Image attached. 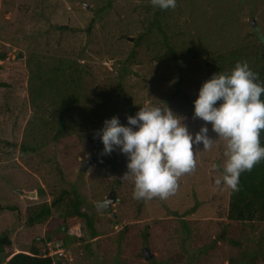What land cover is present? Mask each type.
Returning a JSON list of instances; mask_svg holds the SVG:
<instances>
[{"label": "rangeland", "instance_id": "1", "mask_svg": "<svg viewBox=\"0 0 264 264\" xmlns=\"http://www.w3.org/2000/svg\"><path fill=\"white\" fill-rule=\"evenodd\" d=\"M0 55V235L10 241L0 253L6 263L37 249L60 264H264V223L227 219L229 188L215 183L221 169L211 167L222 165L226 141L210 123L212 146H194L195 168L166 199H133L132 180L123 176L127 157L118 150L100 153L80 172L112 116L126 124L140 107L166 103L198 132L206 122L193 116V101L208 79L206 59H223L226 72L247 61L264 81V0H176L175 8L163 10L151 0H0ZM40 59L45 67L32 71ZM60 65H70L69 73L44 72ZM46 76L35 108L30 86ZM37 119L50 121L37 128ZM72 189L89 226L78 216L65 222L62 212L30 227L20 221L27 209L50 205ZM110 193L113 215L99 214L96 204Z\"/></svg>", "mask_w": 264, "mask_h": 264}, {"label": "clouds", "instance_id": "2", "mask_svg": "<svg viewBox=\"0 0 264 264\" xmlns=\"http://www.w3.org/2000/svg\"><path fill=\"white\" fill-rule=\"evenodd\" d=\"M154 7H176V0H151ZM264 83L258 81L247 61H238L229 72L218 71L205 80L193 101V116L206 122L191 133L184 117L175 114L166 103L140 107L122 124L117 116L105 119L97 135L102 155L118 150L127 157L125 178L133 183L132 197L150 200L166 199L177 189L180 176L196 166L194 146L209 149L207 123L217 138L226 143L218 186L237 191L241 173L251 171L264 159ZM219 101V103H217Z\"/></svg>", "mask_w": 264, "mask_h": 264}, {"label": "trees", "instance_id": "3", "mask_svg": "<svg viewBox=\"0 0 264 264\" xmlns=\"http://www.w3.org/2000/svg\"><path fill=\"white\" fill-rule=\"evenodd\" d=\"M140 41V40H139ZM139 41H135L136 45H139ZM82 51H80L81 53ZM81 54H78L77 57L79 58ZM4 58L3 55H0V60ZM34 58V55L29 56V62L31 59ZM206 65V71L208 69V79L214 74L215 72L222 71L226 72L223 68L225 61L222 59L218 61V58H210L204 60ZM30 66V65H28ZM70 66V65H69ZM62 68V66H56L54 68H49L44 70L45 73L52 76H57L59 74L64 73L68 67ZM45 67L44 62L42 59L37 60L33 65V69H42ZM209 68L211 73L209 72ZM72 69V70H71ZM78 68H70V71L75 72ZM31 72V70H30ZM69 73V71H66ZM78 72H80L78 70ZM70 78L72 74H69ZM39 77V76H37ZM46 76L45 80H40L39 84H34L30 86V104L36 108L39 107L42 93L44 91V86L46 83L49 82V78ZM258 81L264 83L261 79V76H257ZM33 81V77L31 76L30 82ZM5 86V84L0 83V87ZM264 98V96H262ZM38 110V109H36ZM62 118H64L62 116ZM61 118V119H62ZM65 119V118H64ZM66 120V119H65ZM50 121V120H49ZM48 120H41L37 119L39 126L35 125L37 128H44L48 126ZM60 129L58 132L61 131L64 124L63 121L60 120ZM73 123V119L71 118ZM31 127V125H28ZM32 128V127H31ZM261 143L264 144V132L261 133L260 136ZM22 152H36L37 148L35 146H28V150L24 147L21 148ZM72 193L68 194L66 192L60 193L58 197L53 199L50 205H39L33 208L27 209V213H25L26 218L23 220L21 216H19L20 221L25 225V227H30L34 224L38 225L41 224L43 221L47 220L53 212H62L64 215V220L67 223H73V218L78 216L82 218L83 221L89 224L87 216L79 210L80 201L78 200V196L75 194V190H71ZM228 208H227V219L230 221L235 222H259L264 223V159H262L259 163L254 165L251 171H245L241 173L239 179V187L237 191H232L229 189V197H228ZM49 239V238H48ZM41 244V243H39ZM10 246V241L6 238L5 235H0V247L2 246ZM29 253H16L12 255L7 264H60L54 261L53 258L45 256L41 254V251L31 249Z\"/></svg>", "mask_w": 264, "mask_h": 264}, {"label": "water", "instance_id": "4", "mask_svg": "<svg viewBox=\"0 0 264 264\" xmlns=\"http://www.w3.org/2000/svg\"><path fill=\"white\" fill-rule=\"evenodd\" d=\"M251 24L253 26V21H251ZM130 41H131V39H130ZM101 148H102V142L99 140L98 141V146H97V151H96L95 155L90 160H88V161H86L85 163L82 164L81 169H80V172H84L87 167H89L90 165L95 164L97 162V159H98V157H99V155L101 153ZM13 191L18 192L19 194H21L20 191H16L15 189H13ZM115 200H116V198H115L114 193H110L105 198L104 201L96 204V207L95 208H96L97 212L99 214L106 213V214L113 215V212H112L110 206L112 204H114ZM143 253L146 256V258H150V256L148 255L146 249H144V252ZM5 259H6L5 253L4 252H1L0 253V264H7L6 261H5Z\"/></svg>", "mask_w": 264, "mask_h": 264}]
</instances>
